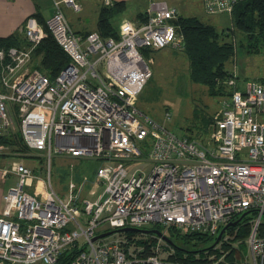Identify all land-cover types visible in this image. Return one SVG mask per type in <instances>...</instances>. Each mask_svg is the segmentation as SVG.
<instances>
[{"label":"built area","instance_id":"obj_1","mask_svg":"<svg viewBox=\"0 0 264 264\" xmlns=\"http://www.w3.org/2000/svg\"><path fill=\"white\" fill-rule=\"evenodd\" d=\"M53 1L44 24L31 15L21 27L27 45L0 49V137L18 125L28 150L42 151L48 165L43 178L21 161L3 170L17 182L4 195L0 264H58L70 249L77 252L69 264H198L173 260V250L160 243L145 254L125 235L93 239L148 225L165 234L217 237L247 212L248 257L264 264V78L240 85L230 71L222 82L228 94L206 135H177L167 125L170 112L160 123L137 102L153 76L144 50H184L174 24L179 10L157 3L145 21H123L117 37H103L71 26L64 10L80 13L83 0ZM244 1L204 0V9L231 16ZM47 32L70 58L56 78L34 67V50ZM55 155L100 162L92 182L105 186L103 194L90 200L89 177L73 176L61 197L51 181ZM35 184L38 196L28 191ZM71 222L78 229L68 230ZM246 262L245 256L237 264Z\"/></svg>","mask_w":264,"mask_h":264},{"label":"rangeland","instance_id":"obj_2","mask_svg":"<svg viewBox=\"0 0 264 264\" xmlns=\"http://www.w3.org/2000/svg\"><path fill=\"white\" fill-rule=\"evenodd\" d=\"M66 11V8L65 10ZM68 16L72 19L79 14L68 9ZM180 15L187 17L195 16L204 23L214 26L219 32L227 31L230 36L228 38L235 47V55L226 63V69L230 71L236 70L239 75L240 85H245L249 81H258L264 78V47L260 51H255L254 42L249 40V36L239 30H235L233 16L229 14L209 15L203 8L201 0H191L188 4L180 7ZM67 14V12H66ZM67 16V15H66ZM26 22V20H25ZM23 23V25L25 24ZM22 25V26H23ZM21 26V27H22ZM258 40V39H257ZM257 40H255L257 42ZM150 66L153 70V76L149 80L145 89L139 96L137 106L144 113L151 116L154 120L163 123L165 114L170 112L172 120L167 125L177 135H185L191 132L206 135L207 131L201 129L210 119L218 118L222 108V102L226 99V94L211 95L209 88L205 85L194 83L190 78L189 61L183 51H178L167 47L161 50L150 51L146 55ZM18 132V125L13 130L12 138ZM4 152L0 154V167L6 169L11 162H24L35 174L45 177L46 158L42 151L24 150L22 144L16 142L15 145H5ZM100 165V162L94 160H73L64 156L55 155L51 162V181L52 186L61 197L65 198L67 185L71 177L79 180L89 177V183L86 186L87 198L90 200L97 199L103 194L105 186L92 182L94 172ZM140 170L144 173L150 172V165H140ZM5 177V176H4ZM91 179V180H90ZM40 187L35 184L28 191L34 196H38ZM92 191L93 193H90ZM156 226L148 225L145 229H153ZM158 227V226H157ZM160 228V227H159ZM78 229L74 222L68 225V230ZM169 232V231H167ZM169 234V233H168ZM124 237V234L116 233L109 238ZM138 240L147 238L144 236L137 237ZM233 236L227 235L225 240L231 245L221 251L219 257H212L213 262L220 264H234L237 261L242 262L246 256V264H251L248 257L247 239L232 240ZM245 244L242 246V243ZM134 245L138 246L136 242ZM153 245L160 243L164 251H170L165 241L156 240ZM212 241L202 243L198 248L210 246ZM214 243L211 246H214ZM231 247L236 248L235 256L237 260L234 263L227 259V255L231 253ZM188 249V247H185ZM191 248V247H190ZM173 250V249H172ZM167 253V252H166ZM174 253V250H173ZM237 264V263H236Z\"/></svg>","mask_w":264,"mask_h":264},{"label":"trees","instance_id":"obj_3","mask_svg":"<svg viewBox=\"0 0 264 264\" xmlns=\"http://www.w3.org/2000/svg\"><path fill=\"white\" fill-rule=\"evenodd\" d=\"M125 7V3L117 2L113 6H104L100 10L98 32L103 37H117L118 28L112 20L116 15L122 13ZM231 16H233L235 30L246 33L249 36V40L254 42L255 51H260L261 48L264 47V0H246L241 2L235 6ZM36 17L38 18V15ZM146 19L147 17L144 21ZM38 20L41 24L45 22L41 19ZM174 24L177 26L179 34L182 35L185 40L183 52L186 54L189 61L191 80L194 83L207 86L211 95H219L223 94V92L226 94V88L222 85V82L230 75L229 71L226 69V63L235 55V47L233 43L228 40L231 33L229 34L227 31L219 32L214 26L206 24L196 17L179 16ZM47 33V37L44 38L40 45L34 50V67L47 73L51 78H56L60 71L69 64L70 58L58 45L50 32ZM255 40H257V42ZM25 45H27V43L21 35L0 37V49H9L11 47ZM149 52V50H144V55L146 56ZM211 123L212 119L201 129L208 131ZM202 132L203 131L191 133L198 135L202 134ZM16 142L22 144L24 150H28L19 131L13 138L12 136L0 137V145H15ZM249 219L250 217H246L239 225L230 228L223 240L214 246H211L217 238L214 236H203L200 234L182 235L172 230L166 232V235L174 243V246L169 247L174 250L171 258L173 260L189 261L198 264L211 263L215 261L214 258L211 259V256L218 258L221 251L231 245L228 241H224L227 235L233 236L232 240L235 241H239V239H243L244 241L249 236ZM157 228L156 226L153 229ZM158 229L161 230L160 228ZM260 234L262 236L264 235V224L261 226ZM124 235L132 242H136L138 246H144L145 254L150 253V246L153 245L152 242L158 240L157 236L146 235L142 232H130ZM139 236L147 238L138 240L137 237ZM210 241H212L210 246L198 248L200 244ZM241 244L242 246L245 245L243 242ZM186 246L188 249L185 248ZM230 249L232 251L227 255V259L234 263V260H237L235 256L236 248L231 247ZM76 252V249L66 251L58 264H69L70 259Z\"/></svg>","mask_w":264,"mask_h":264},{"label":"crops","instance_id":"obj_4","mask_svg":"<svg viewBox=\"0 0 264 264\" xmlns=\"http://www.w3.org/2000/svg\"><path fill=\"white\" fill-rule=\"evenodd\" d=\"M190 1L191 0H83L81 2L82 10L78 13L79 15L77 17L74 16L70 19L68 17L70 15H68L69 11L67 8L65 13L67 12V18L75 32L87 34L98 31L99 13L104 6H113L117 2H123L126 5L125 9L112 20L119 32L120 25L123 21H144L149 15L150 10L157 3L166 2L170 6L180 10L183 4L186 5ZM107 2H110V4L108 5ZM201 4L204 8V0H201ZM53 11V0H0V37H8L11 35L20 36L19 31L21 26L29 16L38 15V19L45 21L52 15ZM180 16L184 15L181 14ZM16 182L17 178L14 175L4 177L0 167V216H2L5 207L4 195L10 187L16 184Z\"/></svg>","mask_w":264,"mask_h":264},{"label":"water","instance_id":"obj_5","mask_svg":"<svg viewBox=\"0 0 264 264\" xmlns=\"http://www.w3.org/2000/svg\"><path fill=\"white\" fill-rule=\"evenodd\" d=\"M247 215H248V212L243 214L238 220L232 221L229 224H227L226 226H224L222 228V230L220 231L219 235L217 236L214 245L219 244L223 240L227 231L230 228L239 225ZM130 232H142L143 234H146V235H155L158 238H161L163 241H165L168 245L174 246L173 241L165 233H163L159 229H139V228H132V227H127V228H123V229L111 230V231L104 232L102 234L97 235L93 239V241L95 242L99 239L107 238V237H109L113 234H116V233L123 234V233H130Z\"/></svg>","mask_w":264,"mask_h":264}]
</instances>
